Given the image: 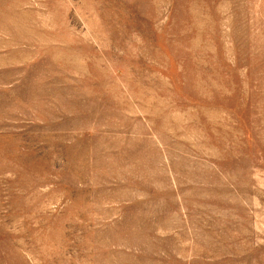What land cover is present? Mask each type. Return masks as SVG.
<instances>
[{
	"label": "rangeland",
	"instance_id": "1",
	"mask_svg": "<svg viewBox=\"0 0 264 264\" xmlns=\"http://www.w3.org/2000/svg\"><path fill=\"white\" fill-rule=\"evenodd\" d=\"M0 264H264V0H0Z\"/></svg>",
	"mask_w": 264,
	"mask_h": 264
}]
</instances>
